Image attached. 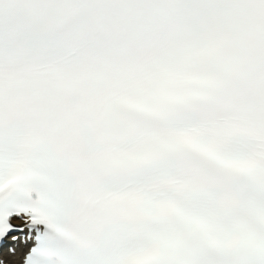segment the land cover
<instances>
[{"label":"snow or ice","instance_id":"1","mask_svg":"<svg viewBox=\"0 0 264 264\" xmlns=\"http://www.w3.org/2000/svg\"><path fill=\"white\" fill-rule=\"evenodd\" d=\"M0 264H264V0H0Z\"/></svg>","mask_w":264,"mask_h":264}]
</instances>
